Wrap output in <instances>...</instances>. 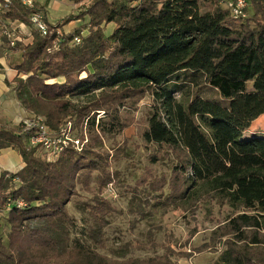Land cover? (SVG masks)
I'll return each mask as SVG.
<instances>
[{
  "label": "trees",
  "instance_id": "trees-1",
  "mask_svg": "<svg viewBox=\"0 0 264 264\" xmlns=\"http://www.w3.org/2000/svg\"><path fill=\"white\" fill-rule=\"evenodd\" d=\"M246 1L245 12L250 6L253 13L238 20L220 0H88L51 22L39 1L10 0L0 17L2 38L8 41L4 20L24 23L32 35L30 43L11 48L20 53L15 99L52 130L71 121L88 138L80 150L69 145L49 161L29 145L32 130L0 124V152L14 149L24 162L0 174V216L8 226L6 242L0 235V264H178L173 256H189L170 245L147 258L126 257L144 244L119 246L114 257L95 247L104 248V228L116 212L101 196L114 182L109 150L117 147L113 142L107 149L104 139L122 133L130 119L123 108L146 95L153 110L142 139L175 155L170 181L164 175L137 181L148 182V202L194 212L201 200L216 199L241 208L195 250L222 242L212 264H264V134L243 138L264 114V0ZM32 13L42 15L45 36L32 27ZM73 21L81 25L66 32ZM210 90L227 102L205 97ZM78 190L91 194L84 205L90 243L71 237L76 220L67 204ZM149 242L158 247L152 237Z\"/></svg>",
  "mask_w": 264,
  "mask_h": 264
},
{
  "label": "rangeland",
  "instance_id": "rangeland-1",
  "mask_svg": "<svg viewBox=\"0 0 264 264\" xmlns=\"http://www.w3.org/2000/svg\"><path fill=\"white\" fill-rule=\"evenodd\" d=\"M40 3L47 9L48 19L51 22L59 20L71 11L77 12L81 7L88 6V0L80 3L70 0H41ZM245 13H247L246 17L251 15L253 13L252 7L249 6ZM80 25L81 22L73 21L66 25L64 29L69 32ZM113 26L112 23L105 25V33H110ZM7 27L22 39L30 37V28L20 25L18 22L7 24ZM85 33L87 31L83 32V34ZM11 48L9 40H4L0 32V70L4 67H13L16 64L19 56L14 54L15 52ZM22 75L24 76V74ZM7 84V91L4 90L7 106L5 109L7 111H0V123L17 125L29 115L16 113L12 106V102L14 103L12 99L15 98L13 85ZM205 97H213L219 103L227 102L217 92L214 93L211 90L207 92ZM9 106L12 107L8 108ZM152 110L150 95L140 98L129 108L125 106L122 113L130 118L129 124L119 136L104 139V145L107 149L111 147L110 145L113 142L117 144V147L109 150V168L114 176V182L112 183L114 191L108 193L105 188L101 196L115 205L116 212L112 214L108 225L104 228V248L91 244L100 253L109 257H114L113 251L119 246L126 244L134 247L140 244L146 245L144 249L132 248L126 255V257L137 258H147L161 254L164 249L160 245H170L176 253L189 254V256L184 257L173 256V260L177 261L178 264H212L220 257V253L224 248L222 242H219L216 247L214 246L215 248L212 247L211 250L197 252L195 248L208 242L212 230L216 228L219 222L223 224L224 220L236 213L237 210H241V208L235 210L234 207L228 204L221 205L216 199L201 200L200 203H196L198 207L194 212L182 207L178 209L162 206L153 207L150 201L148 202L146 192L148 182L138 185L137 181L142 176L149 180L150 175L157 177L164 175L165 179L170 181L172 178L171 169L175 164V155L169 153V149L160 150L156 144L146 143L142 139V133L147 129V119ZM100 113L102 115V112ZM74 134L77 137L83 138L84 136L83 131L78 133L74 130ZM262 134H264V114L251 123L248 130L243 133V138L247 139ZM153 155H157L159 159L152 161ZM90 198V193L78 190L67 204L68 212L76 220V226L71 237H77L88 242L90 240L87 239L86 231L91 221L84 211V205L90 202ZM7 231L8 226L5 223L3 214L0 216V235L5 242L7 241ZM150 237L158 244V247L152 248L150 246Z\"/></svg>",
  "mask_w": 264,
  "mask_h": 264
},
{
  "label": "built area",
  "instance_id": "built-area-1",
  "mask_svg": "<svg viewBox=\"0 0 264 264\" xmlns=\"http://www.w3.org/2000/svg\"><path fill=\"white\" fill-rule=\"evenodd\" d=\"M34 1L41 0H22L23 4L31 5ZM10 0H0V17L8 9ZM220 3L223 4L230 10V14L233 19L238 20L246 16L245 7L247 5L246 0H220ZM30 21L32 27L39 32L40 35L45 36L47 34V26L43 21L42 15L40 13H32L30 16ZM4 20L2 23V33L6 35L9 40L10 46H15L18 41L24 42V39L15 35L10 31V28L7 27V24H12ZM20 25L26 26L24 23L18 22ZM32 38L31 33L29 34ZM59 40L55 39L53 48L57 47V42ZM74 43H79L80 38L75 37ZM50 51L51 49H47ZM21 77L25 78L26 75L19 74ZM101 115V113H99ZM98 114V116H100ZM21 131L26 132L32 130L31 135L29 136V145L32 147H39L42 155L45 159L53 161L58 158L62 150L69 146L73 145L77 150L83 148L84 144L87 143V134L83 130V138L77 137L74 134V129L71 121H67L62 127L58 130H52L45 123L44 118L40 115H29L27 118L23 119L20 124ZM106 192L111 191L113 193L114 189L112 188V183L106 187ZM18 206H23L24 203L22 200L17 201Z\"/></svg>",
  "mask_w": 264,
  "mask_h": 264
},
{
  "label": "crops",
  "instance_id": "crops-1",
  "mask_svg": "<svg viewBox=\"0 0 264 264\" xmlns=\"http://www.w3.org/2000/svg\"><path fill=\"white\" fill-rule=\"evenodd\" d=\"M66 32L67 29L65 30ZM32 38H26L24 39V43H30ZM14 54H18L19 58L17 62L20 60V53L19 51L15 52ZM17 74V71L14 67H4L0 70V111L6 112L7 108L6 106V94L8 84L12 83L13 77ZM5 90V92H4ZM14 103L12 102L13 108L16 110V113L21 114L24 113L25 115H28L27 112L21 107V105L18 103V101L14 98L12 99ZM9 106L8 108L12 107ZM1 124V123H0ZM24 165V162L21 158V156L18 154V152L11 148H6L1 150L0 152V174L4 171L14 173L18 171L20 168H22Z\"/></svg>",
  "mask_w": 264,
  "mask_h": 264
}]
</instances>
